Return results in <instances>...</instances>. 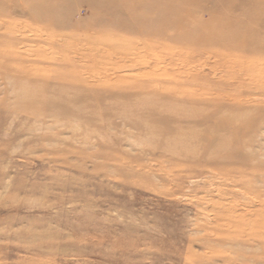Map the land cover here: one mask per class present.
I'll use <instances>...</instances> for the list:
<instances>
[{"label": "rangeland", "instance_id": "374dc122", "mask_svg": "<svg viewBox=\"0 0 264 264\" xmlns=\"http://www.w3.org/2000/svg\"><path fill=\"white\" fill-rule=\"evenodd\" d=\"M0 264H264V0H0Z\"/></svg>", "mask_w": 264, "mask_h": 264}, {"label": "bare ground", "instance_id": "6f19581e", "mask_svg": "<svg viewBox=\"0 0 264 264\" xmlns=\"http://www.w3.org/2000/svg\"><path fill=\"white\" fill-rule=\"evenodd\" d=\"M99 13H97L96 15H97V17H96V21L94 22L95 24H94V27H96V29L97 30H102V29H111L110 27H109V25H108V23H106L104 20H103V18L101 17V15H98ZM41 20V19H40ZM66 18L63 16H55V17H52L51 19H50V28H49V30H51V29H58V30H60L61 32H63V33H65V34H67V35H69L70 37H72V36H75V35H77L78 33H77V31L80 29V28H82V27H85V26H87V25H85V23L87 22V20L86 21H84V22H82V23H80V25H69L68 23H66ZM92 21V20H91ZM83 25V26H82ZM67 30L68 31H70V32H67ZM102 36V35H101ZM60 39H61V37H60ZM63 40V39H62ZM64 42V41H63ZM74 42V41H73ZM86 42V41H85ZM61 43H62V41H61ZM65 43V42H64ZM77 43V42H76ZM239 43H241V42H239ZM67 44V43H66ZM87 44H89V43H87ZM78 46L79 45H81V44H77ZM83 45H85V43H84V41H83ZM91 45V44H90ZM88 47H90V46H88ZM102 47V46H101ZM79 48V47H78ZM78 48H73V51L74 50H78ZM103 48V47H102ZM63 49V48H62ZM95 50H96V48H95ZM107 50H108V48H107ZM85 51V50H84ZM114 51V50H113ZM112 52V51H111ZM113 53V52H112ZM61 54H63V53H61ZM97 54V53H96ZM115 54H116V51H115ZM98 55V54H97ZM104 57V56H103ZM75 62V61H74ZM65 63V62H64Z\"/></svg>", "mask_w": 264, "mask_h": 264}]
</instances>
